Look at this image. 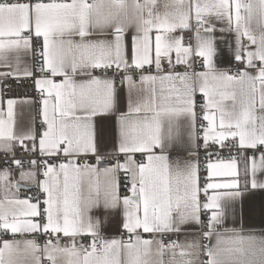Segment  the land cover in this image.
Masks as SVG:
<instances>
[{
	"label": "snow or ice",
	"instance_id": "6c2138e0",
	"mask_svg": "<svg viewBox=\"0 0 264 264\" xmlns=\"http://www.w3.org/2000/svg\"><path fill=\"white\" fill-rule=\"evenodd\" d=\"M212 17L236 33L235 72L216 66ZM0 68V84L32 78L41 119L31 100L0 108V234L48 237L0 239V264H264V234L216 231L264 192V152L244 155L264 148V0H0ZM33 184L43 198L18 195ZM108 214L119 237L101 235ZM194 226L216 243L165 239Z\"/></svg>",
	"mask_w": 264,
	"mask_h": 264
},
{
	"label": "crops",
	"instance_id": "0c3cea01",
	"mask_svg": "<svg viewBox=\"0 0 264 264\" xmlns=\"http://www.w3.org/2000/svg\"><path fill=\"white\" fill-rule=\"evenodd\" d=\"M210 22L216 29V31L213 33L216 40V48H217V56L215 58L216 66L223 71H232L234 68H239V64L233 59V52L236 47V33L234 31H220V29H227V24L224 21L217 20L214 17L210 18ZM195 22H193V25ZM185 36V40L187 41L188 37H192V43L195 44L194 39V31L193 29L191 31H185L183 33ZM131 30L126 36V39L129 43V54H131ZM245 43H247L245 41ZM26 63L31 65L32 59L26 58ZM5 69L0 68V71H4ZM22 78V77H21ZM15 99L17 101L22 100H31L28 97H17V98H10ZM7 98H5L3 93V87L2 84H0V108H3L6 111L7 108ZM201 102L203 103L202 97L197 94V103ZM121 104H122V110H126V90L122 91L121 93ZM28 111L29 107L27 105H21L17 104V111ZM31 114L34 116V104L31 108ZM108 123V131L105 135V140L107 143V147L105 148V151H112V142L115 140L114 135V121H109ZM36 126V125H35ZM200 126L197 122V129L199 130ZM199 143V142H198ZM264 152V148H258L256 150H249L248 152L244 153V155L252 156L256 155L257 157ZM170 158L172 160L175 159H191V157L188 155L187 151H180V152H171ZM239 159V157H238ZM226 160V159H225ZM201 176V175H200ZM15 179H18V175L15 177ZM221 179V178H217ZM258 179L264 180V173H258ZM126 183V181H125ZM203 185V183H201ZM123 187V186H122ZM23 188H36L35 185H26ZM21 188V189H23ZM18 195L21 198H24L21 196L20 192ZM201 202H204V197L201 195ZM96 216H100V212H94L93 213ZM209 214L206 211L201 212V220L206 221L205 225L207 224ZM120 215H116L113 217V215L108 214L104 219L106 220V223L102 226L101 229V235L106 238H113V237H119L121 233L118 231V229L113 226L112 221L115 220L118 224L120 221ZM232 230H236L238 232H243L244 234L249 233H255L256 235L264 234V192L257 191L254 196L246 194L243 198L236 201L233 205V208L231 211H229L225 218L223 219L222 223L217 225L216 231L218 233H222L225 235V238H227ZM208 231L207 227L201 228L200 226H194L191 228L186 229L185 231L181 232L180 234H175L176 240H179L180 242L185 241H191L193 239L199 240L200 244L202 246H205V242L211 243V246L216 243V237L213 236L211 240H206L201 237L202 232ZM11 234L3 235L0 234V239H6V240H23V239H30L27 236L30 234H17L18 238H10L8 237ZM150 234H144V238L152 239L153 236L148 237ZM156 239H159L160 236L157 235L155 237ZM84 245H87L89 242L87 239H82L80 241ZM62 243H67V241H62ZM41 246H43L44 243H39ZM201 260L206 261L208 259L207 256L203 255V253L200 256ZM46 264V262H45Z\"/></svg>",
	"mask_w": 264,
	"mask_h": 264
},
{
	"label": "built area",
	"instance_id": "2783aa9c",
	"mask_svg": "<svg viewBox=\"0 0 264 264\" xmlns=\"http://www.w3.org/2000/svg\"><path fill=\"white\" fill-rule=\"evenodd\" d=\"M195 30V24L193 25V31ZM192 37H188L187 38V42H191L192 43ZM196 69L197 71L200 70L199 67V61H197L196 64ZM182 70V69H181ZM237 70V68H234L233 72H235ZM2 87H3V93L5 98L10 99V98H17V97H28L30 99H32V101H34V116H35V125L36 128L39 129V125L41 123V119L39 116V109L38 107H36V105L39 104V97H38V92L33 84V80L32 78H11L8 79L7 81H5L4 83H2ZM198 105L201 104V102L197 103ZM198 116L201 115V113L197 112ZM199 123L200 126V121H197ZM17 153L19 155H23L22 152H19V149H16ZM232 155H236L235 152L232 153ZM220 157L222 159H228L229 158V153L227 150H223L220 153ZM199 158H200V163H201V183H203L204 179L207 176V173L204 171V165L206 164V159H205V152L204 149L201 147L199 149ZM8 159V157L5 156V154L0 151V168L6 167L5 165V160ZM213 159H215V157H213ZM89 162H94L89 160ZM30 188H23L20 190V194L22 197H31V196H41V198H43V194L37 190L36 188H32L31 190H29ZM206 223V221H204V224ZM170 235V238L172 240H176L175 238V234H165V239L167 240L168 237ZM152 235H148V237H151ZM8 237L10 238H18L17 235L13 236V235H9ZM30 239H35L38 243H45V240L48 238L42 234H30L27 236ZM124 239H127V236L124 235L123 236ZM205 246H211V243H206L205 242ZM206 256V255H205Z\"/></svg>",
	"mask_w": 264,
	"mask_h": 264
}]
</instances>
